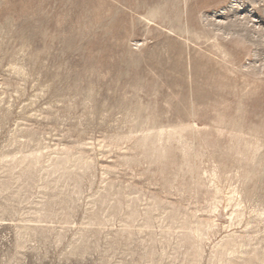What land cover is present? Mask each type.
Segmentation results:
<instances>
[{
    "label": "rangeland",
    "instance_id": "rangeland-1",
    "mask_svg": "<svg viewBox=\"0 0 264 264\" xmlns=\"http://www.w3.org/2000/svg\"><path fill=\"white\" fill-rule=\"evenodd\" d=\"M0 264H264V0H0Z\"/></svg>",
    "mask_w": 264,
    "mask_h": 264
},
{
    "label": "bare ground",
    "instance_id": "bare-ground-1",
    "mask_svg": "<svg viewBox=\"0 0 264 264\" xmlns=\"http://www.w3.org/2000/svg\"><path fill=\"white\" fill-rule=\"evenodd\" d=\"M224 30V29H223Z\"/></svg>",
    "mask_w": 264,
    "mask_h": 264
}]
</instances>
